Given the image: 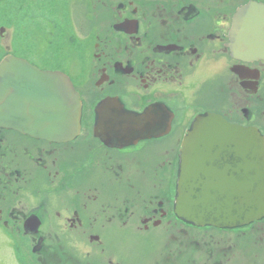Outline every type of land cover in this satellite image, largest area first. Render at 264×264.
<instances>
[{
  "label": "flooded vegetation",
  "instance_id": "flooded-vegetation-1",
  "mask_svg": "<svg viewBox=\"0 0 264 264\" xmlns=\"http://www.w3.org/2000/svg\"><path fill=\"white\" fill-rule=\"evenodd\" d=\"M251 1L264 3L0 0V65L66 75L82 105L68 138L0 126L11 264H264V219L198 226L175 211L198 118L264 137V59L237 55L231 38Z\"/></svg>",
  "mask_w": 264,
  "mask_h": 264
},
{
  "label": "water",
  "instance_id": "water-1",
  "mask_svg": "<svg viewBox=\"0 0 264 264\" xmlns=\"http://www.w3.org/2000/svg\"><path fill=\"white\" fill-rule=\"evenodd\" d=\"M231 38L237 55L264 59V3L237 11ZM81 112L66 75L24 59L1 63L0 126L68 138L79 130ZM175 201L177 215L198 226L244 227L264 219V137L216 116L198 118L182 143Z\"/></svg>",
  "mask_w": 264,
  "mask_h": 264
},
{
  "label": "rangeland",
  "instance_id": "rangeland-1",
  "mask_svg": "<svg viewBox=\"0 0 264 264\" xmlns=\"http://www.w3.org/2000/svg\"><path fill=\"white\" fill-rule=\"evenodd\" d=\"M24 0H4L5 4L9 3H21ZM10 33H9V40H10ZM0 264H11V253L7 247L1 246L0 247Z\"/></svg>",
  "mask_w": 264,
  "mask_h": 264
},
{
  "label": "trees",
  "instance_id": "trees-1",
  "mask_svg": "<svg viewBox=\"0 0 264 264\" xmlns=\"http://www.w3.org/2000/svg\"><path fill=\"white\" fill-rule=\"evenodd\" d=\"M5 18H9V19H12V14H11V11H6V17Z\"/></svg>",
  "mask_w": 264,
  "mask_h": 264
}]
</instances>
